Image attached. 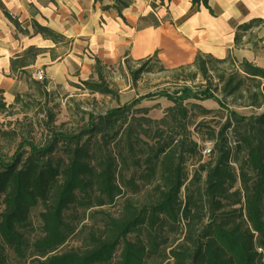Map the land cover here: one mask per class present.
Wrapping results in <instances>:
<instances>
[{
  "label": "trees",
  "instance_id": "16d2710c",
  "mask_svg": "<svg viewBox=\"0 0 264 264\" xmlns=\"http://www.w3.org/2000/svg\"><path fill=\"white\" fill-rule=\"evenodd\" d=\"M113 1L119 9L126 6ZM191 5L212 13L207 0ZM255 21L260 20L237 29ZM36 31L53 35L38 25ZM210 61L225 59L197 54L191 66L206 79ZM103 68L95 58L96 81L83 83L87 91L112 93L102 80ZM218 81L224 98L246 92L248 107L263 106V68L242 60ZM246 81L253 83L247 87ZM32 82L42 88L47 83ZM173 93L159 119L147 117L148 109L135 103L90 115L88 126L73 136L66 161L54 158L56 137L42 146L22 141L11 155L0 153V264H10L6 249L18 264H264V113L242 117L228 111L221 127L207 132L205 142L213 145L202 162L203 146L192 136L200 122L188 119L184 101L213 92L209 86L198 91L181 86ZM2 96L0 89V113ZM190 107L202 117L210 113ZM191 162L197 167L189 175ZM115 202L117 214L99 209ZM34 210L43 219L42 235H34ZM70 239L78 245L64 248Z\"/></svg>",
  "mask_w": 264,
  "mask_h": 264
},
{
  "label": "crops",
  "instance_id": "0c3cea01",
  "mask_svg": "<svg viewBox=\"0 0 264 264\" xmlns=\"http://www.w3.org/2000/svg\"><path fill=\"white\" fill-rule=\"evenodd\" d=\"M121 1L119 9L113 0H0L6 100L27 90L36 72L54 85L85 80L95 58L104 69L151 58L167 69L190 67L197 54L220 60L234 53L237 27L264 19V0H207L212 13L191 0Z\"/></svg>",
  "mask_w": 264,
  "mask_h": 264
},
{
  "label": "rangeland",
  "instance_id": "374dc122",
  "mask_svg": "<svg viewBox=\"0 0 264 264\" xmlns=\"http://www.w3.org/2000/svg\"><path fill=\"white\" fill-rule=\"evenodd\" d=\"M236 33L239 35V41L234 44V53L222 58L225 59L224 62H208L210 70L206 79L202 78L193 66L167 69L154 58L141 62H126L109 69L103 68L102 80L112 90V93L107 95L85 89V81H96L94 71L85 80L77 78L74 82L60 85L42 80L47 82L45 88L34 84V79L31 78L28 89L17 93L12 101L2 96L5 107L0 113V153L4 156L11 155L22 141L42 146L56 137L58 141L53 152L54 158L58 162L66 161L73 143L76 142L73 136L88 126L90 115L104 114L119 106L135 103L136 108L148 109L147 117L159 119L166 107L172 105L170 98L174 96L173 92L177 88L187 86L191 91H198L209 86L213 97L184 101L189 109L188 119L200 122L197 133L193 132L192 136L201 148L206 143L207 132L210 129L218 130L225 122L228 111L242 117L264 113V103L261 108L247 106L250 103L249 93L245 92L243 97L231 99L224 98L220 92L218 76L222 72L228 73L237 69L242 60L264 69V19L251 22L247 29H237ZM140 68L142 72L135 75L134 72ZM193 74L195 75L191 79ZM252 83L246 81L245 86L249 87ZM162 91L169 93L170 97L163 95ZM221 101L223 106L218 104ZM192 104H197L210 113L202 117L198 108L190 107ZM190 129L192 131V128ZM61 133L72 135V140L57 137ZM201 161H207V157L202 156ZM187 166L189 175L197 167L194 162L187 163ZM233 166L237 168V165ZM238 185L239 183L235 187ZM180 195L184 198L183 189ZM99 209L117 214L119 206L115 202L102 205ZM42 220L38 210H34L31 215L34 235H42ZM77 245L78 241L70 239L64 248ZM5 254L10 264H18L11 250L6 249Z\"/></svg>",
  "mask_w": 264,
  "mask_h": 264
},
{
  "label": "built area",
  "instance_id": "2783aa9c",
  "mask_svg": "<svg viewBox=\"0 0 264 264\" xmlns=\"http://www.w3.org/2000/svg\"><path fill=\"white\" fill-rule=\"evenodd\" d=\"M34 78H35V80H37V81H42V80H44V76H43V74H42L41 72H36V73L34 74ZM212 145H213V142H211V141H207V142L203 145V147H202V149H201V151H202V156H203V157H208V156L210 155Z\"/></svg>",
  "mask_w": 264,
  "mask_h": 264
}]
</instances>
